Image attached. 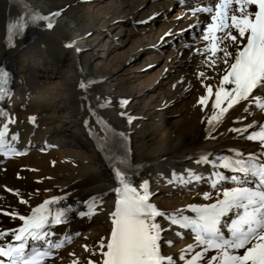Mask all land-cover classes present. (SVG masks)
<instances>
[{
  "label": "bare ground",
  "instance_id": "6f19581e",
  "mask_svg": "<svg viewBox=\"0 0 264 264\" xmlns=\"http://www.w3.org/2000/svg\"><path fill=\"white\" fill-rule=\"evenodd\" d=\"M16 2L14 10L5 15V37L0 45V65L14 66L19 55L12 49L13 43L20 37H24L25 42L28 43L35 36L37 26L46 28L47 33L59 40L67 52L61 59H56V61H63L65 68H58L54 72L60 74V87L56 94L65 102L69 120L54 126L40 142L37 135H43V131L35 125L34 137H29V147L38 148L39 145L55 144L67 155L95 160L101 171V178L98 181L87 182L76 189L64 181V175L57 178V183L47 185L27 179L24 165L7 166L5 164L7 160L24 148L23 140L29 126L21 119L20 114L10 116L7 106L4 103L0 104V111L4 113L0 116V128L7 129L5 143L13 149L11 153L0 150V231L18 228L23 223L19 220V216L27 215L32 207L51 197H64L62 201H57V206L71 205L74 209L68 214L66 223L52 227L53 242L61 237L71 239L65 240L61 248L51 249L53 254L47 259L46 264H72L74 260L77 264H88L89 260L96 262L100 259L99 252L92 250L93 248L90 249L86 240L88 232H94L97 235L95 244L97 249L100 238L110 232L111 222L108 214L115 200V193L109 191V188L115 186L112 158L123 153L125 149L128 162L132 166L130 172L134 186L139 185L142 180H147L149 190L153 193L149 197L150 202L166 214L175 209H184L185 215H192L187 208H184L185 205L212 203L218 193L222 195L223 188L236 186L230 180H220L216 187L212 186L211 181L216 179L214 173L225 177L241 176L240 173L220 166V158L231 157L234 161L241 157L248 158L251 154L258 160H264V146L259 141L247 139L250 132L258 130V125L264 123V109L257 107L256 100L238 102L229 108L219 121H213L212 124H209L208 117L213 113L211 101L214 96H209V102L205 105L197 103L198 99L204 95V86L211 85L214 90L218 84L219 74H222L224 70L222 63L209 64L205 61V56L199 51L205 44L198 49L192 44L189 45L197 29L199 30L196 27L197 23L191 24V21L202 22L203 28L200 30L202 34L206 24L211 22L208 13L192 10L209 6L210 0H114L115 3L111 4L107 10L105 9L103 19L110 29L109 33L106 32V36L120 33L126 27V23L128 27H132L131 30L127 29L130 30L128 35H131L129 38L132 37V39L127 38L128 35H123L120 42L130 40V44H133L136 49L140 48L142 52L153 50L155 45L159 44L161 47L159 51H162L166 64L172 69L177 67L175 73L164 72L156 81V89L153 87L148 89L143 105L136 112H128V114H125L128 106L119 110L115 106V99L103 93L110 88L111 80L123 75L125 63L137 60L141 54L130 53L128 48L115 59L116 48L108 47L101 56H105L109 62L112 60L116 62L109 67H100L99 56L92 59L84 55L88 49L87 34L92 27L98 25L96 23L99 18L94 11L90 12V23L83 28L80 23H76L66 15L64 5L53 6L45 0H27L25 3L16 0ZM215 2L216 0H211L213 8ZM173 7H177V11L170 14V8ZM126 8L134 12L124 20L121 19V15ZM34 13L42 16L59 14L50 16L48 22H51L53 26L49 29L45 27V21L28 22V17ZM180 14L185 15V18L179 16ZM17 19L25 22L24 30L22 33L13 31L10 35L8 25L15 23ZM115 24L118 25L117 32L112 31ZM189 25L192 27L189 28ZM164 34L168 37L164 38ZM66 44L69 46L66 47ZM190 50H198L203 56H196L195 52ZM157 56L156 52H152L149 61L145 58L140 64L143 66L151 64ZM52 58L51 55L41 57V64H44L42 66L45 68L37 70L38 74L44 75L47 74L46 71L50 73L55 69L54 62L52 63L55 59ZM188 59H191V62L194 60L196 67H187L185 60ZM208 59L211 61V57ZM157 71L158 69L154 74ZM201 72L208 79L198 76ZM35 74H32L28 83L19 90L22 105L27 104L29 96L39 91L40 86L33 80ZM14 79L15 75L12 77L9 90L13 87ZM81 82L86 85L84 88L79 86ZM141 83H137V87L140 88ZM130 87L132 89L133 86ZM254 93L264 100V91L254 90ZM156 96H159L158 99ZM103 101L104 104H100ZM172 112L177 113L176 121H173L175 123L172 122V126L162 130L156 136L147 131L143 137L147 139L146 149L148 150H142L137 157L130 156L131 146L136 142L138 135H135L134 139L126 136L129 117L136 118L131 119V125H135L137 120L139 124H143L144 129L151 120V127L157 124L165 126L168 119H165L164 114ZM253 121L256 123L253 124ZM249 125L252 127H248ZM233 129L241 131L237 132ZM119 133H124L127 140H123ZM13 135L16 136L15 140L12 139ZM201 155L206 157L204 162H198ZM189 171L196 173L199 179H192ZM174 174L175 180H173ZM183 176H186L185 183H180ZM152 179H157L156 184L154 182L152 185L153 190L150 187ZM162 187H166L167 193L170 192V188H175L176 193L172 197L173 206L161 205L155 198V193L162 191ZM183 190H195V193H188L183 199L179 197V192ZM205 192L209 193L207 200L202 195ZM92 197H98L95 208L91 210L92 214L77 215V211H89L84 201L91 202ZM21 200L26 203H21ZM103 200L107 201V209H103ZM101 210L104 212L101 213ZM13 212L17 214L15 218L12 215ZM98 217H101V222H97ZM157 222L165 229L162 232L165 234L164 237L158 242L161 245L162 254L170 255L174 264L176 262L182 264L179 259V249L193 242L191 231L180 229L177 225L169 226V222L163 217H158ZM177 231L181 232L180 236L176 235ZM10 237L11 234H8L0 238V243L8 241ZM168 240L172 241L171 245L164 243ZM199 250V246L195 247L191 253L185 254L186 258ZM211 254L209 252L207 255Z\"/></svg>",
  "mask_w": 264,
  "mask_h": 264
},
{
  "label": "snow or ice",
  "instance_id": "6c2138e0",
  "mask_svg": "<svg viewBox=\"0 0 264 264\" xmlns=\"http://www.w3.org/2000/svg\"><path fill=\"white\" fill-rule=\"evenodd\" d=\"M192 11L208 13L211 21L204 27L201 39L206 43L199 51L205 54L206 62L222 63L224 68L215 89L205 85L204 95L197 101L205 105L209 102V96H214L209 124L219 121L229 108L243 100L254 99L257 107L264 109V100L254 93V90L264 91V0H216L214 8L210 0L209 6L197 7ZM58 14L42 16L34 13L28 17V22L42 20L46 22L45 27L50 29L53 26L48 22L50 16ZM24 27L25 22L17 19L8 25L9 34L13 31L22 33ZM6 76L7 73L0 69V78ZM198 76L208 79L202 72ZM79 86L84 88L86 85L81 82ZM4 94L5 90L0 86V95ZM3 114L0 111V116ZM131 119L129 117V121ZM29 120H34V117H29ZM6 131V128H0V150L11 153L13 149L4 139ZM118 135L127 140L124 133ZM12 139L15 140L16 136L13 135ZM247 139L259 141L264 146V123L258 125V130L250 132ZM205 160L206 157L201 155L198 162ZM220 166L241 176L225 177L214 173L216 179L211 181L212 186L216 187L220 180H230L235 187L223 188L222 195L218 193L212 203L185 205L184 208L192 215H185L184 209H175L166 214L150 202L149 197L153 193L147 180L134 186L127 150L114 156L112 171L115 186L109 188L110 192L115 193L114 206L108 214L110 232L98 241L96 251L100 259L96 262L89 260L88 264H174L170 255L162 254L158 243L162 239L161 233L165 231L157 222L158 217L168 221L169 226L177 225L180 229L191 231L193 242L179 249L182 264H264V161L257 160L251 154L247 159L234 161L231 157H222ZM189 176L194 180L199 179L191 171ZM179 182L185 183L183 178ZM202 195L205 200L209 197L207 192ZM63 199L51 197L44 200L32 207L27 215L19 216L23 223L18 228L0 231V238L11 234V240L0 243V257L3 258L0 264H46L53 254L51 249L61 248L65 240L70 241V237H61L55 242L51 239L54 236L52 227L66 223L68 214L74 210L71 205L57 206V201ZM97 201L98 197H92L91 202L84 201L89 211H77V215L90 216ZM21 203L26 201L21 200ZM12 215L14 218L17 216L15 212ZM176 235L180 236L181 232L177 231ZM164 243L171 245L172 241ZM197 246L200 250L186 258L185 254L191 253ZM209 252L212 254L207 255ZM72 264H77V261H72Z\"/></svg>",
  "mask_w": 264,
  "mask_h": 264
},
{
  "label": "rangeland",
  "instance_id": "374dc122",
  "mask_svg": "<svg viewBox=\"0 0 264 264\" xmlns=\"http://www.w3.org/2000/svg\"><path fill=\"white\" fill-rule=\"evenodd\" d=\"M26 1L27 0H19L21 3H25ZM45 1H48L53 6L64 5L66 15L76 23H80L81 27L83 28L90 23V12L94 11V14H97L99 20L96 24L98 25L92 27L87 34L88 49L84 55L86 57H91L92 59L94 57L96 58V56H99V63L101 64L100 67H109L111 64L116 62V60L109 62L105 56H101L103 51L108 47H112V49L116 48L117 55L115 59H117L121 53H124V51H126L128 48L130 49V53L132 52L139 55L141 54L139 57L137 56V60H130L125 63L123 75L111 80L110 88L107 92L103 93L115 99V106L119 110H123L128 106L129 108L125 110V114H128V112H136L143 105L145 98L147 97V92H149L148 89L150 87L155 88L157 86L156 81L161 78V75L164 72L169 74L175 73V69L177 67L172 69L166 64L164 58L162 57V51H159L161 48L159 47V44L155 43L156 45L153 50H146L147 52H142L140 48L136 49L133 44H130V40L120 42L122 36H127L132 28L131 26L128 27L126 23V27H124L120 33H115L114 35L108 34V37L106 36V32L109 33L110 29L107 26V23L104 22L103 18L105 17V12L108 7L115 3L114 0ZM15 5H17L16 0H0V45L2 44L3 38L5 37V15L9 12H12ZM176 11L177 7L170 8V14H173ZM132 12L134 11H129L128 8H126L124 13L121 15V19L125 20L126 18H129L128 16ZM179 16H182V14ZM183 17L185 18V15L182 16V18ZM196 23L199 24L200 27L192 37L193 41L189 45L192 44V46L198 49L203 46V44H205V41L201 39L203 34L200 31L203 28V24L197 20L191 21V24ZM115 25L113 26L112 31L116 30L117 32L118 25ZM128 28L130 30H127ZM130 36L131 35H128L127 38ZM165 37L167 38L168 36L164 34V38ZM129 39H132V37ZM30 41L27 43L25 42L24 37H20L19 39L15 40L12 46V49L17 52L19 56L14 64V84L4 104L8 108V115L13 116L20 114L21 119L29 127H27L26 136L23 140L24 148L20 153L14 154L13 157L9 158L7 160L8 162L5 164L9 167L24 165L27 171V179L47 185L57 183V178L61 175H64V181L67 182L70 187H76V189H78V186L80 187L87 182H96L101 178V171L98 163L95 160L91 158H77V156L70 154L67 155L62 148H57L55 144H46V146L45 144L39 145L38 148L29 147V137H34L33 130L35 125H38V127L43 131V135H37L38 141L40 142L42 137L46 135L47 132H51L54 126L60 125L63 122L69 120L68 114L66 115V111L68 109L65 106V102L60 99L61 97L59 95L56 94L60 87V74L58 72H54V70L57 71L58 68H65L63 61H56V59H61L62 56H65L67 53L66 49H63L60 41L54 38L53 35L48 34L46 28L41 26H37V32ZM190 51L195 52L196 56H205L204 53L203 55H200L201 53L198 52V50ZM152 52H156L158 56L153 62H151V64L146 62L148 64L145 65L147 67L146 70H144L145 66L140 64L141 60L146 58L149 61V57ZM41 55H51L53 57L52 59H55V61H52V63L54 62L53 66L55 69H53V71L50 73L46 71L47 74L44 75L37 73V70L39 71L45 68L42 66L44 64H41ZM190 60L191 59L185 60L188 65L187 67H196L194 63L195 61L193 60L191 62ZM157 69V73L154 74ZM34 73L36 74L33 80L40 86L39 91L29 96L27 104L22 105L19 90L24 85H26V83H28L29 79ZM141 81L143 82L141 83ZM137 83H141L142 86L140 85V88L137 87ZM130 86H133L132 89ZM158 97L159 96H156L157 99ZM95 100L99 102L97 99ZM122 101H126V103H122ZM100 104L103 105L104 101L100 102ZM176 115L177 113L175 114V112L165 113L164 117L165 119H168L165 126L157 124L155 127H151V120L148 122V124H146L144 129L143 124H139L137 120L135 121V125H131V121H129L127 123L126 136L128 138L134 139V136L138 135L136 142L131 146L130 156L137 157L142 150H148L146 149L147 139L146 137H143V135L147 131L152 132V135L154 136L157 134L159 135L162 130H166L168 127L172 126L173 123H175L173 121H176ZM29 117H34V120L30 121ZM132 118L136 119L134 116H132ZM153 184L154 182L150 181V187H152ZM153 188L154 187H152L151 190H153ZM161 190L162 191L155 193V198L157 201L161 205L173 206L172 197L174 196V193H176L175 188H170V192L168 193L166 192V187H162ZM194 191L195 190L180 191L179 197L184 199L185 195H188V193L192 194L191 192L195 193ZM102 203L103 209H107V201L103 200ZM103 212L104 211L101 210V213ZM97 222H101V217H98ZM161 235V237H164L165 234L161 233ZM96 237L97 235L94 232H88V238L86 242L87 245L90 246V249L93 248L92 250H96ZM175 264H180V262H176Z\"/></svg>",
  "mask_w": 264,
  "mask_h": 264
}]
</instances>
